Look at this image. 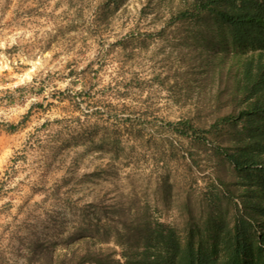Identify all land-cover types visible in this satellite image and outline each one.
<instances>
[{
	"label": "rangeland",
	"instance_id": "374dc122",
	"mask_svg": "<svg viewBox=\"0 0 264 264\" xmlns=\"http://www.w3.org/2000/svg\"><path fill=\"white\" fill-rule=\"evenodd\" d=\"M180 3L0 0V264H33L38 243L46 264L119 257L135 223L183 232L186 191L199 217L208 179H231L210 155L225 136L207 129L239 107L236 69L171 20Z\"/></svg>",
	"mask_w": 264,
	"mask_h": 264
},
{
	"label": "trees",
	"instance_id": "16d2710c",
	"mask_svg": "<svg viewBox=\"0 0 264 264\" xmlns=\"http://www.w3.org/2000/svg\"><path fill=\"white\" fill-rule=\"evenodd\" d=\"M180 2L171 20L184 25L191 38L201 39L208 51L215 49L220 60L228 57L236 69L233 93L239 107L207 129L225 136L210 155L216 164L229 165L231 179L217 177V184L208 179L206 213L199 217L191 205L195 190L186 191L183 232L143 219L133 227L136 240L119 257L114 248L97 247L57 262L51 259L50 264H264V0ZM171 126L206 143L187 120ZM115 128L112 125L100 143L117 144ZM36 247L33 264H46L48 254L39 243Z\"/></svg>",
	"mask_w": 264,
	"mask_h": 264
}]
</instances>
